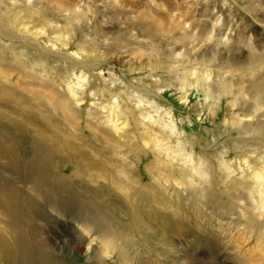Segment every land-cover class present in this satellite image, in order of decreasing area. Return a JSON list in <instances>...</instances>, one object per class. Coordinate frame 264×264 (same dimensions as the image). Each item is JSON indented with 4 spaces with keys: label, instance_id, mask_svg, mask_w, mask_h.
Wrapping results in <instances>:
<instances>
[{
    "label": "rangeland",
    "instance_id": "374dc122",
    "mask_svg": "<svg viewBox=\"0 0 264 264\" xmlns=\"http://www.w3.org/2000/svg\"><path fill=\"white\" fill-rule=\"evenodd\" d=\"M5 90L27 110L0 106V179L36 196L28 161L54 140L40 111L84 170L66 152L38 168L80 204L99 192L102 228L53 197L30 227L0 207V264H264V0H0Z\"/></svg>",
    "mask_w": 264,
    "mask_h": 264
},
{
    "label": "bare ground",
    "instance_id": "6f19581e",
    "mask_svg": "<svg viewBox=\"0 0 264 264\" xmlns=\"http://www.w3.org/2000/svg\"><path fill=\"white\" fill-rule=\"evenodd\" d=\"M4 92V91H3ZM2 91H0V106L1 105H6V108L9 109V107L12 110H27V106H21V105H17L14 107V104L18 103V100L15 96H13V94H11V92H8L5 90V92L3 93ZM141 99V98H140ZM125 102V101H124ZM141 102V101H140ZM53 103H49L50 108L53 109L54 111H58V112H65V110L69 109V103L64 102L63 103L60 102H54ZM152 104V103H150ZM117 111L116 113L119 114L120 116L125 115L124 111L121 109V107L118 105L116 107ZM140 110H142L140 108ZM39 111V110H38ZM39 114L42 118H46L48 119L47 122L50 125V127L53 129L54 133V140H52V144L51 147L48 149L45 148H39L42 150H39L38 154L40 155H48L49 158L55 153V154H61L62 152H66V156L68 158V161L71 162L72 164H78L80 165V171L82 172L84 170V168H82L81 164L79 161H76L79 159V156L76 155L75 153L73 154L71 149L69 148L70 144V136L67 135V133L61 134V130H59L56 125L54 126V124L51 122V117H47V116H43L40 111ZM142 116L145 115V113H141ZM63 118V120L68 119L67 116H61ZM113 119V117H112ZM63 120L61 121L63 123ZM53 121V120H52ZM121 121V120H120ZM113 122V120L111 121ZM75 124V123H74ZM163 127H168V125H163ZM170 127V125H169ZM2 128V124L0 123V129ZM47 132V131H46ZM56 138V139H55ZM6 140L1 136L0 134V148H2L4 150V146H3V142H5ZM160 141V140H159ZM161 142V141H160ZM56 144H60V146H57ZM81 146V145H80ZM5 151V150H4ZM76 151V150H75ZM77 152V151H76ZM37 154V158L34 160H29L28 162H33L32 163V167L31 169L34 170V172L38 175V177L33 176V177H28L25 181L29 182L32 187H33V191L34 193L36 192V196L33 197H28L26 194H23L22 191L19 192V190L15 189L13 186V181L10 179H0L1 185H0V207H2L7 214V219L10 220H17L16 222L19 223L20 225H27L30 227V225H34V223L36 222V218H34L35 216V211H33L34 208L38 207L39 205V198L37 197V195H39L41 198L45 199H50V198H56L60 201V203H58V206L61 204V201L65 200L66 203L67 202H71V204H73L72 202H75V206L78 205L79 203V209H80V213L82 215H84L85 213H91L93 215V222H91V231L97 229V228H102L101 225L96 222L98 221L99 217L98 215H101V213H99L100 209L99 208V204L96 201L95 203V199L96 196L98 197L100 195L99 192H94L96 190L93 189H89V191H87V195H89L90 198H93V200L91 199V201L89 202V204L86 202H81V197L79 194H76L75 192H72L74 194V196H69L67 193H71L70 190L68 189V185H69V181H64L62 179H59L56 177V175H53L49 172L48 168L44 167V166H40L41 169L38 168L39 166V162H41L40 159V155ZM15 162H23L22 158L19 157L17 159H14ZM31 165V164H30ZM24 169L26 168H22V167H16V168H12L11 172L13 174L18 175L19 177L22 178L23 173H24ZM40 170H43L40 173ZM85 173V171L83 172V174ZM22 174V176H21ZM41 174V175H40ZM124 177V181H119V182H124L127 184V187H132L133 184L135 183L132 179H130L129 177H127V175L125 174L124 176V172L122 173H117L115 174L114 177ZM10 177V176H7ZM112 178V179H113ZM259 180H263L264 182V176L260 173L257 175L256 177ZM23 179V178H22ZM123 179V178H122ZM90 181L95 182L98 180L97 176H91L89 178ZM115 181V180H114ZM23 182V181H22ZM39 182H47L48 183V187H50V191L52 194H44L42 193V191L40 190L41 188L39 187ZM75 182V181H74ZM117 182V183H119ZM116 183V184H117ZM78 185V184H77ZM121 185V184H120ZM262 185L264 186V183H262ZM119 188V187H118ZM124 189V188H123ZM12 191V192H11ZM263 194H264V190H263ZM264 196V195H263ZM55 200V199H54ZM26 204V205H25ZM63 204V203H62ZM70 204V203H69ZM55 207H57V204H54ZM63 206V205H62ZM60 207V206H59ZM58 208V207H57ZM63 207H61L60 209H62ZM105 215L107 214L105 211L103 212ZM98 214V215H97ZM27 223V224H25ZM100 226V227H99ZM34 228V229H33ZM131 230L132 232L129 234H120V235H127L126 239L130 240L133 237V232L134 230L138 229L137 223L136 222H131ZM107 230V229H104ZM31 235L33 237H38V230L35 227H32L31 230ZM117 232V231H116ZM0 240H1V235H0ZM119 255L121 256V258L124 261H127L129 259L127 252H123V251H119Z\"/></svg>",
    "mask_w": 264,
    "mask_h": 264
}]
</instances>
